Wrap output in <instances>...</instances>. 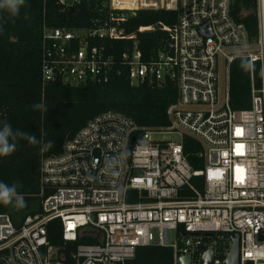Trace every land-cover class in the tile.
<instances>
[{"label": "built area", "instance_id": "2783aa9c", "mask_svg": "<svg viewBox=\"0 0 264 264\" xmlns=\"http://www.w3.org/2000/svg\"><path fill=\"white\" fill-rule=\"evenodd\" d=\"M91 1L57 4L66 11ZM96 1L91 28H44L42 85L106 82L121 65L133 86L176 87L169 124L140 129L114 112L88 122L59 156L42 162L41 185L49 194L39 213L18 227L0 213V264H128L141 247L171 250L173 264L186 256L202 264L212 251V264H224L236 235L239 264H264V0H255L252 43L230 16L231 0ZM157 10L176 12L177 23L160 26L167 43L143 60L122 25L138 12ZM96 40L133 45L115 61L104 45H90ZM240 58L249 64L251 105L236 111L229 105L228 77ZM185 138L202 145L203 169L189 163ZM54 222L61 226L62 247L48 238Z\"/></svg>", "mask_w": 264, "mask_h": 264}, {"label": "trees", "instance_id": "16d2710c", "mask_svg": "<svg viewBox=\"0 0 264 264\" xmlns=\"http://www.w3.org/2000/svg\"><path fill=\"white\" fill-rule=\"evenodd\" d=\"M98 2H82L66 13L57 0H24L16 16L0 9V128L5 123L17 130L34 134L39 141L29 144L17 137L15 151L0 156V182L15 185L23 196L26 207L17 210L12 204L0 203V213L8 215L19 226L28 215L39 213L41 201L49 194L41 185V164L45 159L59 156L64 144L73 138L88 122L106 112L121 114L140 129H155L169 124L167 109L177 101V89L172 83L153 88L144 83L131 85L127 68L115 66L106 82L88 80L78 85L52 82L42 85L43 30L89 29L95 19ZM230 16L244 26L248 40L257 37L255 0H231ZM177 13L164 10L141 11L122 25L126 36L133 35L143 60H150L167 43V34L160 26L173 28ZM152 31L139 32L140 28ZM90 45L107 48V55L119 61L121 54L131 51L133 41H100ZM229 105L232 110L249 109L251 105L250 72L246 59H235L229 68ZM254 83L261 86L259 67L254 68ZM43 103L45 110H34ZM53 141L48 151H41L47 141ZM184 151L195 170L204 168L199 155L203 147L191 138H185ZM203 189L200 179L195 181ZM138 202L137 199L129 201ZM14 203V201H13ZM48 238L53 246L62 247L59 222L49 225ZM76 245V244H75ZM128 264H173L172 252L157 247L137 248Z\"/></svg>", "mask_w": 264, "mask_h": 264}, {"label": "clouds", "instance_id": "9594fccd", "mask_svg": "<svg viewBox=\"0 0 264 264\" xmlns=\"http://www.w3.org/2000/svg\"><path fill=\"white\" fill-rule=\"evenodd\" d=\"M24 0H0V9L7 11L11 16H16L19 12V8L23 5ZM34 110H47L43 103H38L33 106ZM17 137L26 139L29 144H37L39 141L34 134L17 130L13 131L11 125L5 123L0 128V156L11 155L15 149L16 144L11 141H15ZM53 141H47L41 151H48L53 146ZM14 201V203H13ZM0 203L4 205L12 204L17 210L26 207L25 201L22 195H19L16 191V186H9L3 182H0Z\"/></svg>", "mask_w": 264, "mask_h": 264}, {"label": "water", "instance_id": "95a60500", "mask_svg": "<svg viewBox=\"0 0 264 264\" xmlns=\"http://www.w3.org/2000/svg\"><path fill=\"white\" fill-rule=\"evenodd\" d=\"M73 8H67L66 13L72 12ZM154 88V86H152ZM134 139H132V142ZM194 236V235H191ZM213 261V253L212 251L206 252L202 259L201 263L202 264H212ZM179 264H190V257H182L179 259ZM224 264H239V239L238 236L236 235L235 237L232 238V246L231 249L226 256V259L224 261Z\"/></svg>", "mask_w": 264, "mask_h": 264}, {"label": "rangeland", "instance_id": "374dc122", "mask_svg": "<svg viewBox=\"0 0 264 264\" xmlns=\"http://www.w3.org/2000/svg\"><path fill=\"white\" fill-rule=\"evenodd\" d=\"M162 138V137H161ZM168 139L172 140V141H176V138H173V137H169ZM172 233L170 234V237L172 238Z\"/></svg>", "mask_w": 264, "mask_h": 264}]
</instances>
